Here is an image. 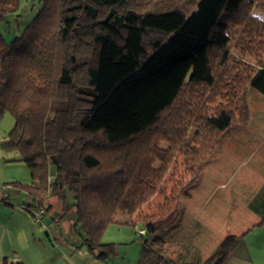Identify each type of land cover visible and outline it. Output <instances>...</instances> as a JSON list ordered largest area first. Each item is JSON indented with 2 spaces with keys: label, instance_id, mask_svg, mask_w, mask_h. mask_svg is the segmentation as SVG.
Here are the masks:
<instances>
[{
  "label": "trees",
  "instance_id": "16d2710c",
  "mask_svg": "<svg viewBox=\"0 0 264 264\" xmlns=\"http://www.w3.org/2000/svg\"><path fill=\"white\" fill-rule=\"evenodd\" d=\"M40 3L21 35L0 33V122L14 119L0 147L32 180L15 184L39 210L71 199L80 248L99 261L117 255L103 237L121 212L145 231L138 264H225L247 232L203 258L180 239L178 201L248 122V87L264 96V20L253 14L264 0ZM19 6L0 0V24ZM156 195L164 202L143 214Z\"/></svg>",
  "mask_w": 264,
  "mask_h": 264
},
{
  "label": "rangeland",
  "instance_id": "374dc122",
  "mask_svg": "<svg viewBox=\"0 0 264 264\" xmlns=\"http://www.w3.org/2000/svg\"><path fill=\"white\" fill-rule=\"evenodd\" d=\"M41 3L40 0H20V6L17 12L11 13L7 15L5 22L0 24V33L4 36L7 42L12 41L16 36L21 35L28 24L33 20V18L36 16V14L40 11ZM253 14L256 17L261 18L264 20V13L263 11L259 9H254ZM138 41H139V30L132 29L131 36H130V45L132 49H134L135 53H138ZM158 47V46H157ZM250 62H253L252 59H247ZM261 97V98H260ZM264 96L257 93L254 88L248 87L247 89V101L249 104V117L264 116ZM259 122L256 121V124ZM247 123H245L242 127V129L233 135H231L215 152V154L209 159L207 162L206 167H204V174L206 173V177H209L213 179L215 182L214 184H222L226 183L229 179H235L233 181H230L231 184L226 183V190H224L222 194V189H217L210 186L208 190H213V193L211 195V191L206 192V186H203V189L199 187L201 182L205 180L201 179V176L199 180H196V183H194L188 190L185 192L178 201V207H179V214L182 212L185 214L186 211H189L191 209H194L197 205V201L203 197L210 196L213 197L212 201H210V205L214 201V205H219L223 201V197H233V191L235 187H238L237 184L241 183V180L247 176L246 173L251 174L248 171V169H253L256 173H262L263 177L260 179H264V146L260 145V138H259V131H257L255 143L252 146L246 145V139L249 136V133H247V130L244 128ZM14 126V119L9 115L5 114L3 119L0 122V140H7L8 134L11 131V129ZM249 131V129H248ZM6 138V139H5ZM0 141V142H1ZM162 147H166L162 145ZM12 165H16L14 163H11ZM18 165H25V164H18ZM227 165H236L235 169H231V167ZM239 165L241 166L239 168ZM178 166V173L180 175H184V168L182 166V161L179 160L177 163ZM244 167V168H243ZM56 171L55 167H50V172ZM251 172V170H250ZM51 174V173H50ZM249 178V177H248ZM202 180V181H201ZM198 181V182H197ZM251 181V180H250ZM174 181L169 176L165 183V189L167 192H169L173 186ZM257 181H251L250 183H257ZM198 183V186H197ZM197 187L198 190L196 189ZM252 190L257 188V186L254 187V185L251 186ZM228 190V191H227ZM200 194V195H197ZM226 193V194H225ZM23 198L21 199H15L13 202V207H11L14 210L20 209L18 207L21 206L22 210H25V208L29 207L33 217L35 214L38 213L39 207L38 204L35 203L33 200H25V194H22ZM222 195V196H221ZM224 195V196H223ZM222 197V198H221ZM218 201V199H220ZM28 199V198H27ZM164 202V197L160 195H156L153 197L147 205L144 206L142 213L143 214H151L153 213L158 205H161ZM72 200L67 199L63 202V200L57 196H51L49 197L45 203L42 209H46L50 207L46 214H44L41 217V222L36 221V217L33 218V225L39 229L40 235L42 238L43 243L46 247L55 246V248H64L66 249L70 255L76 253L75 256H73V260L75 264H138L140 253H141V244L142 241L145 239V237H141L138 234V231L142 229V227L139 225L138 229L134 230L131 227L127 228H121L117 226H110L104 237H103V243H114L117 245V255L115 257H112L110 260L107 261V263L97 260L92 254H90L84 247L80 248V245L82 244L83 239V232L79 227H77V215L75 211L72 208ZM229 212H233L236 215L238 214L239 217L241 216L242 219L245 218L244 213H246V209L244 208V203L237 202V205H233V203L230 202ZM216 206V207H217ZM194 207V208H191ZM219 207V206H218ZM232 207V208H231ZM219 209V210H218ZM215 209L216 211H224L222 208ZM231 209L233 211H231ZM30 212V213H31ZM244 216V217H243ZM119 219H128L130 220V217L125 214L119 212L118 214ZM179 219V217H178ZM177 219L176 224H179V220ZM218 223L220 224L221 219H216ZM196 220L192 218H188L187 221L183 225H186V227L189 229L188 231V238L191 240V244L196 250H191L192 253H196L197 249L204 244L206 245L209 241L212 240V242L216 240H220L222 234H214L211 232L210 234L201 235L200 233L197 234L196 230ZM191 227V228H190ZM237 227V226H236ZM235 227V228H236ZM49 228L52 229L53 236L57 235L59 238H57V241L53 238H51V234L49 231ZM221 229V228H219ZM237 230V229H236ZM167 233V232H166ZM49 235L51 237H49ZM220 236V238H219ZM174 236L171 237V244L173 242ZM79 247V248H78ZM198 247V248H197ZM199 250V249H198ZM203 258H206V255L209 253L206 249H200L199 250ZM74 252V253H73ZM45 261H49L50 258L45 257ZM61 264V263H59Z\"/></svg>",
  "mask_w": 264,
  "mask_h": 264
},
{
  "label": "crops",
  "instance_id": "0c3cea01",
  "mask_svg": "<svg viewBox=\"0 0 264 264\" xmlns=\"http://www.w3.org/2000/svg\"><path fill=\"white\" fill-rule=\"evenodd\" d=\"M256 121H258L259 123L256 124ZM244 128L247 130V133H249V136L247 137L249 139H246L247 146L250 147L255 143L257 134L256 130L259 131V147L260 145L264 146V116H250L247 125H245ZM3 141H1L0 144ZM17 160L18 156L16 154L6 153L0 147V186H8L5 200L0 205V264H3L5 259L14 264H75L73 256H75L76 253L73 252L74 254L70 255L69 252L64 248L61 249L55 248V246H45L42 241V235H40L41 233L39 229H37L33 225V218L35 216L33 217L32 212L29 211V207L25 208V210H22L21 206L19 205L18 207L20 209L18 210H14L11 208L13 207V202L15 199L23 198L22 194H25V200H33L28 193L21 190L15 184H30L32 182L27 166L18 165L22 163L15 162ZM11 163H14L16 165H12ZM206 166L208 165H205L204 167ZM227 166H230L231 169L236 168V165ZM204 167L200 172L197 180H199L200 176L202 180L207 178L209 179L201 182V184L199 185V187L202 189L203 186H206V192L211 191L208 190V188L212 186L214 188L217 187V189L219 190L222 189L223 194L224 190H226V183L229 185L231 184L230 181L235 180L229 179L226 183L216 185L214 184L215 181L213 179L206 177L207 175L206 173L204 174ZM240 167L241 166L239 165V168ZM250 170L248 169V171L246 170V172H249L251 174L246 173L245 175L247 176H245L241 180V183L237 184L238 187L232 189V191L234 190L233 197H228V195L227 197H225L224 195L223 198L221 197L224 202L219 204V207L217 205H214V201L211 206H209V202L212 201L213 198L211 197L213 193L212 190L209 197L206 196L199 199L196 202V207H191L194 209L186 211L187 213L185 214L183 212L179 214L178 220L180 227V239L182 242H184V244L188 246L190 250H193L194 247L190 242V237L188 238L189 229L186 227V225L183 224L185 223V221H187L188 218L193 217L197 222V234L200 233L201 235H204L205 233L211 235V232L216 235L222 234L220 240H216L215 242H212L211 240L206 245L204 244L199 248L197 247L199 250L201 248L206 249L207 252H209L206 256L212 253L225 237L230 235L240 236L241 234L247 232V234L240 239L239 245L230 255L225 264H264V179H260L261 177H263L262 173H256L253 169ZM55 172L56 171L50 172L49 170V173H51L50 178L54 177ZM250 180H258V182L256 184H253L250 183ZM252 185H254V187L257 186V188H255V190H252ZM199 187H197L196 189L198 190ZM197 195L200 194L197 193ZM221 198L218 199V201H220ZM230 202L233 203L234 206L237 205V202L244 203V208L246 209V213H244L245 218L242 219V217H239L238 214L236 215L233 212H229ZM218 208H222L224 211L220 210V212L216 211L215 213V209ZM231 211L233 210L231 209ZM118 214L115 218V224H112L111 226H117L121 228L129 227L125 225L129 222L128 219H119ZM216 219H221L219 221L220 224ZM49 231L52 236L51 237L49 235V237L53 238L54 241H57V238H59V236H53L51 228H49ZM198 249L196 251L197 254H200L199 256L203 257L202 253ZM45 257L50 258V260L45 261Z\"/></svg>",
  "mask_w": 264,
  "mask_h": 264
},
{
  "label": "built area",
  "instance_id": "2783aa9c",
  "mask_svg": "<svg viewBox=\"0 0 264 264\" xmlns=\"http://www.w3.org/2000/svg\"><path fill=\"white\" fill-rule=\"evenodd\" d=\"M7 189H8L7 185H1L0 186V205L5 200V195H6ZM44 213H45L44 210L41 209V210L38 211L37 214H35L37 222H41V217L44 215ZM138 234H139V236H144L145 235V231L144 230H139Z\"/></svg>",
  "mask_w": 264,
  "mask_h": 264
}]
</instances>
